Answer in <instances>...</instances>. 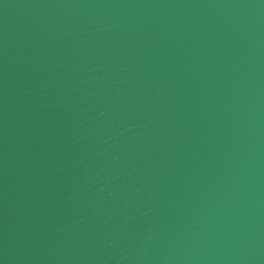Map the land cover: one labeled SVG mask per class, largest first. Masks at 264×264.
<instances>
[{
  "label": "water",
  "instance_id": "obj_1",
  "mask_svg": "<svg viewBox=\"0 0 264 264\" xmlns=\"http://www.w3.org/2000/svg\"><path fill=\"white\" fill-rule=\"evenodd\" d=\"M0 264H264V0H0Z\"/></svg>",
  "mask_w": 264,
  "mask_h": 264
}]
</instances>
